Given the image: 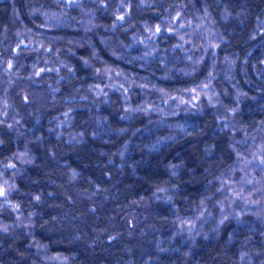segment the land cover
I'll list each match as a JSON object with an SVG mask.
<instances>
[{
  "label": "clouds",
  "instance_id": "obj_1",
  "mask_svg": "<svg viewBox=\"0 0 264 264\" xmlns=\"http://www.w3.org/2000/svg\"><path fill=\"white\" fill-rule=\"evenodd\" d=\"M0 264H264V0H0Z\"/></svg>",
  "mask_w": 264,
  "mask_h": 264
}]
</instances>
